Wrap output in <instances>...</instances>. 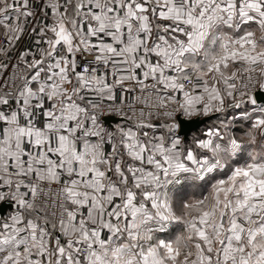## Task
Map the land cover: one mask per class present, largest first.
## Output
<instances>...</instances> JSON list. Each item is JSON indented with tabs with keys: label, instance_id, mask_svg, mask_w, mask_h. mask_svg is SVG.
<instances>
[{
	"label": "snow or ice",
	"instance_id": "1",
	"mask_svg": "<svg viewBox=\"0 0 264 264\" xmlns=\"http://www.w3.org/2000/svg\"><path fill=\"white\" fill-rule=\"evenodd\" d=\"M0 264H264V0H0Z\"/></svg>",
	"mask_w": 264,
	"mask_h": 264
},
{
	"label": "water",
	"instance_id": "2",
	"mask_svg": "<svg viewBox=\"0 0 264 264\" xmlns=\"http://www.w3.org/2000/svg\"><path fill=\"white\" fill-rule=\"evenodd\" d=\"M107 119H110V118H106V122H107Z\"/></svg>",
	"mask_w": 264,
	"mask_h": 264
}]
</instances>
